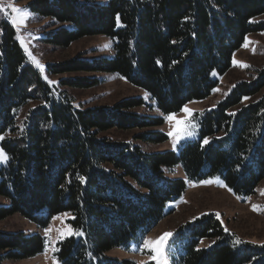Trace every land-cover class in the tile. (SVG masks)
Wrapping results in <instances>:
<instances>
[{"label":"trees","instance_id":"obj_1","mask_svg":"<svg viewBox=\"0 0 264 264\" xmlns=\"http://www.w3.org/2000/svg\"><path fill=\"white\" fill-rule=\"evenodd\" d=\"M28 9L49 19L43 42L67 48L83 37L112 41L109 57L49 64L51 74L116 73L147 92L113 106L76 104L57 83L85 89L101 79L50 84L28 61L12 23H1L0 221L16 213L40 227L68 212L75 233L59 243L60 264H136L108 255L140 245L169 213L166 205L190 183L221 180L237 196H250L264 180V69L241 81L213 108L200 113L198 138L172 150L150 152L138 140L162 143L148 130L133 140L103 136L110 130H147L186 103L208 98L233 55L253 32L264 31V0H32ZM119 17V19H117ZM150 101V98H149ZM208 143L205 144L204 140ZM179 168L182 177L168 172ZM181 253L174 264H264V243L226 231L209 212L177 231ZM210 241L201 246V241ZM239 241V242H237ZM43 235L0 232V264L44 251Z\"/></svg>","mask_w":264,"mask_h":264},{"label":"rangeland","instance_id":"obj_2","mask_svg":"<svg viewBox=\"0 0 264 264\" xmlns=\"http://www.w3.org/2000/svg\"><path fill=\"white\" fill-rule=\"evenodd\" d=\"M32 0H0L5 5L12 3L21 9L27 8ZM104 1L107 0H98ZM8 17L0 13V39L1 23L4 20L11 22L14 13L8 9ZM257 21H264V15ZM13 25V24H12ZM16 30V38L23 47L28 56V61L37 68L44 79L55 83L62 79H75L86 77H97L101 82L91 88L73 89L66 85L57 86L60 90H65L76 100V104H82L86 107L95 106H113L119 101L136 96H142L154 106L152 109L140 108L138 111L147 116H157L162 113L156 108L155 102L147 92L133 86L124 77L116 73H87L82 71L66 72L62 74H51L47 72L46 67L49 64L58 65L71 62L78 58H100L109 57L113 53L112 41L103 35L88 36L80 38L73 42L67 48L48 45L43 42L45 33L51 30L49 19L40 18L31 13V17L25 24L19 28L13 25ZM23 41V43H21ZM242 47L233 55L232 67L224 75L220 76L219 83L212 91L211 95L199 101H190L177 113L169 114L174 119L169 121L164 115L165 122L161 126L149 128L147 130L131 129L127 131L110 130L103 136L111 137L114 140H133L135 135L148 130L159 131L163 133L167 140L162 143H151L138 140L137 143L144 150L150 152H160L172 150L178 152L183 143L198 138L200 113L211 109L217 105L233 88L235 84L241 81H252L256 75L264 69V31L253 32L246 37ZM27 49V51L25 50ZM31 53V55H29ZM35 58V59H33ZM36 61L43 65V70L37 66ZM50 83V84H55ZM264 90L255 98L262 96ZM150 98V101H149ZM187 108L188 111L184 109ZM177 121L181 123L178 125ZM181 130L180 138L176 139L169 133H174L177 129ZM191 131L192 135H187ZM1 142V140H0ZM0 149L1 146H0ZM7 162V161H6ZM6 162H0V164ZM168 175L174 178L182 177L183 174L179 168L174 172H168ZM204 181H211L205 184ZM199 183H190L186 192L176 201L169 202L166 205V212L169 213L163 220L146 235L140 245L131 249L113 248L108 255L120 259H128L136 264H174L175 258L181 253V245L177 237L179 227L187 222L195 220L197 217L213 212L222 222L226 231L232 232L237 238L244 241L262 244L264 243V180L258 185L254 194L250 196H237L219 179H207ZM8 201L0 197V205H6ZM253 206H256L255 210ZM71 214L68 212L60 213L51 218L47 227H40L21 214H14L0 221V232H19L24 231L27 234L39 233L46 239V246L43 252L32 257L20 260H5L4 264H60L56 253L59 243L64 239L75 234L68 220ZM48 230V231H46ZM166 233H171L166 238L163 255L158 254L155 249L159 248L158 243L145 246L144 241L150 240L156 242ZM210 241H201V246H209Z\"/></svg>","mask_w":264,"mask_h":264},{"label":"snow or ice","instance_id":"obj_3","mask_svg":"<svg viewBox=\"0 0 264 264\" xmlns=\"http://www.w3.org/2000/svg\"><path fill=\"white\" fill-rule=\"evenodd\" d=\"M8 9H11V13L15 14L11 18V23L13 25L17 26L18 28H19L20 25L25 24L26 21L31 17V13L27 10V8L21 9L19 7L14 6L12 3H8L6 5L4 3H0V13H2L5 17H8V15H9ZM117 19H119V17H117ZM17 38L19 39V37H17ZM21 43H23V41H21ZM25 50L27 51V49H25ZM29 55H31V53H29ZM33 59H35V58H33ZM36 63H37V66L39 68H41V70H43V65H40L38 61H36ZM49 83H55V82L49 81ZM184 110L188 111L187 108H185ZM167 119L169 121H171V120L174 119V116L169 115L167 117ZM180 123H181L180 121H177L178 125ZM180 134H181V130L179 128L177 129L176 132L169 133L170 136H174V137H176V139L180 138ZM186 134L187 135H192V132L191 131H187ZM0 139H3V137H0ZM204 143L207 144L208 140L205 139ZM7 159H8L7 154L4 152L3 149H0V162H6ZM203 183L208 184V183H211V181H204ZM262 194H264V193H262ZM253 208L255 210L256 206H253ZM46 231H48V230H46ZM75 234L82 235V233H75ZM171 235H172L171 233H166V234H164V236H162L160 238V240H158L156 242H153V241H150V240H145L144 244H145V246H148V245H151L153 243H158L159 244V248H156L155 251L158 254L163 255V249H164V246H165L166 238L170 237ZM237 242H239V241H237ZM157 264H161V262L158 260Z\"/></svg>","mask_w":264,"mask_h":264}]
</instances>
